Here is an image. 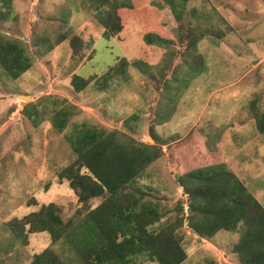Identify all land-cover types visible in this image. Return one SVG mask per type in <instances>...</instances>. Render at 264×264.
<instances>
[{
	"label": "rangeland",
	"instance_id": "374dc122",
	"mask_svg": "<svg viewBox=\"0 0 264 264\" xmlns=\"http://www.w3.org/2000/svg\"><path fill=\"white\" fill-rule=\"evenodd\" d=\"M148 2L140 0L138 14L127 16L122 31L105 39L96 0H0V38L17 41L30 62L16 79L0 65V264H28L18 252L28 241L22 243L12 219L34 206V197L57 204L64 223L81 218L67 181L58 180L76 159L67 141L76 126L156 143L161 156L133 185L157 207L162 226L187 215L177 178L193 168L183 162L200 155L212 162L207 167L231 172L250 151L255 159L246 167L263 164L264 133L257 132L256 115L264 108V0H176L172 14ZM149 13L164 42L147 47L143 18L150 20ZM122 59L128 63L126 78L97 90L96 83ZM139 59L145 63L138 68ZM74 75L87 80L81 93L71 86ZM68 105L77 112L59 132L51 119ZM101 200L89 204L94 208ZM182 227L176 229L187 254L182 264H209L212 241L200 247L187 225ZM36 235H46L49 243L46 233ZM37 241H44L43 250L45 239ZM51 248L63 264H80L78 248L62 241ZM137 262L156 264L145 257Z\"/></svg>",
	"mask_w": 264,
	"mask_h": 264
},
{
	"label": "trees",
	"instance_id": "16d2710c",
	"mask_svg": "<svg viewBox=\"0 0 264 264\" xmlns=\"http://www.w3.org/2000/svg\"><path fill=\"white\" fill-rule=\"evenodd\" d=\"M96 1L102 35L108 39L122 31L127 16L138 14L135 10L140 0ZM175 1L149 0L148 4H156L161 12L168 8L172 14L176 13ZM173 15L176 19V14ZM149 17L152 19L150 13ZM160 19L166 28L165 17ZM150 20L143 18L149 29L143 36V45L147 47L164 42L159 33L161 26ZM136 62L134 66L138 68L145 63L142 59ZM0 65L11 79L30 68L21 45L1 38ZM127 65L122 59L110 67L102 81L96 83V89L102 91L112 80L125 79ZM87 84V80L77 75L71 79L76 93H81ZM75 110L73 105L55 110L52 126L62 132ZM34 124L37 125L36 121ZM256 129L264 133V108L256 115ZM67 141L76 159L58 180L67 181L77 198L81 218L64 223L58 214L59 206L51 202L20 219H12L20 227L17 234L24 245L28 234L45 232L49 236V246L33 255L29 264H63L51 248L60 241L79 249L80 264H138L139 257L156 264H182L187 254L176 229L184 222L192 234L204 240L219 231L238 234L231 251L238 264H264V210L224 166L205 167L179 176L177 182L187 198L189 214L185 219L183 216L177 219L175 225L162 226L158 225L161 215L157 207L147 202L146 194L134 186L145 168L161 156L156 143H138L116 130L86 124L76 126ZM99 198L101 202L92 208L90 201ZM180 211L184 213L183 208Z\"/></svg>",
	"mask_w": 264,
	"mask_h": 264
},
{
	"label": "crops",
	"instance_id": "0c3cea01",
	"mask_svg": "<svg viewBox=\"0 0 264 264\" xmlns=\"http://www.w3.org/2000/svg\"><path fill=\"white\" fill-rule=\"evenodd\" d=\"M248 146H249V144H248ZM240 156H242V158H241L242 160H246V161H241L240 164L236 163L237 165L230 167L231 172L235 175V177L238 179V181H240L243 184V186L245 187L247 192L259 203V205L264 210V162L261 161L263 164L260 165L259 167L253 169L250 167H246V165H249V163L255 159V155L252 154L250 151H245ZM199 157H200V155H196V156L192 157L189 162H183L184 167H189L190 169L193 168V171H194L197 169H201L204 166L207 167V166L212 165V162H210L208 160L201 159ZM261 157H262V159L264 158V153L261 154ZM34 200L36 202V208H34L35 207V205H34V206H31L30 209H26V213L23 216H26L27 214H29L31 212L37 211L41 205L48 204V203H42V201H40V199L38 197H34ZM24 210H25V208H24ZM23 216H21V217L17 216L15 218L20 219ZM185 228H186V222H185V227L183 226V229H185ZM220 232H225V231H219V232L215 233L209 240V241H212L213 243L210 242L207 245L206 252L210 253L207 256V259H206L207 262H209V264H237L236 263L237 258L235 256V254H233L231 251H232V247L238 241V238H239L238 234L226 232L222 236L216 235ZM43 233H45V232H43ZM36 234H39V233L28 234V236H27L28 244L26 246L22 247L21 250L18 249V252H20V256H25L26 258L29 259L28 264L30 263L32 256L40 253L42 250L40 248L44 244V241L41 242V244H39L38 243L39 241H37L38 239L40 241L45 239L46 243L48 244V245L46 244L45 248H47L50 244V239H49V243H48V237L46 235H39L38 236ZM186 234L190 235L187 233V231H186ZM191 235L193 236V239H194L193 242H195L196 245H198L200 247L205 245L206 240L200 239L192 233H191ZM220 252H222L223 255L225 254L223 257V259H224L223 262H221L220 258H219V254H221ZM203 255H204V253H202V257H203ZM204 260H205V258H204Z\"/></svg>",
	"mask_w": 264,
	"mask_h": 264
},
{
	"label": "water",
	"instance_id": "95a60500",
	"mask_svg": "<svg viewBox=\"0 0 264 264\" xmlns=\"http://www.w3.org/2000/svg\"><path fill=\"white\" fill-rule=\"evenodd\" d=\"M19 98H21L24 101H26V99H29L28 96H20ZM186 213H187V215L189 214V210L188 209L186 210Z\"/></svg>",
	"mask_w": 264,
	"mask_h": 264
},
{
	"label": "bare ground",
	"instance_id": "6f19581e",
	"mask_svg": "<svg viewBox=\"0 0 264 264\" xmlns=\"http://www.w3.org/2000/svg\"><path fill=\"white\" fill-rule=\"evenodd\" d=\"M26 100H28V99H26Z\"/></svg>",
	"mask_w": 264,
	"mask_h": 264
}]
</instances>
